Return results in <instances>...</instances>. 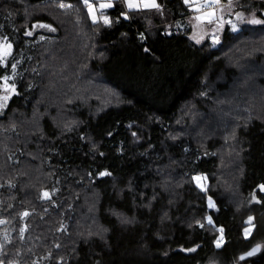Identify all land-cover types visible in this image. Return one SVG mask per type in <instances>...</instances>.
Wrapping results in <instances>:
<instances>
[{"label":"trees","instance_id":"obj_1","mask_svg":"<svg viewBox=\"0 0 264 264\" xmlns=\"http://www.w3.org/2000/svg\"><path fill=\"white\" fill-rule=\"evenodd\" d=\"M159 5L105 24L83 0H0V77L29 56L0 115L5 264H264V24L198 45L191 9Z\"/></svg>","mask_w":264,"mask_h":264},{"label":"snow or ice","instance_id":"obj_2","mask_svg":"<svg viewBox=\"0 0 264 264\" xmlns=\"http://www.w3.org/2000/svg\"><path fill=\"white\" fill-rule=\"evenodd\" d=\"M84 4L88 7L89 14L91 15V18L93 22H96L97 16H96V10L93 7L91 3H89V0H83ZM184 3L186 5H189L191 10L195 13V15L192 17V21L195 22L194 27L200 28L201 32L200 34L193 35L192 39L196 40V43H200L203 39L205 28H210L212 31V43L219 44V33L224 30L225 25H230L231 30L233 32L239 31L237 23H234L231 19H225L226 15L230 14L232 6H233V0H184ZM124 4L126 7L132 11V10H140V9H160V5L157 3V0H124ZM60 8H71L72 5H66L64 3L59 4ZM113 5L110 2L107 3H100L99 8L101 10L106 8H111ZM236 20L239 23H249V24H264V20L256 19L255 13H252V18L245 20L243 13H235ZM101 16L103 18V22L105 24H110L111 21L107 16L103 15V12H101ZM128 16L125 14V19H127ZM40 27H44L49 29L50 31H56L54 27L47 24H42ZM27 35H31V32H27ZM12 44L6 42L5 39H0V66H3L5 68L8 67L7 63H5V58L11 55L12 52ZM147 51V49H145ZM13 73H15L16 65H11ZM0 80L3 81V84L0 85V89L3 90V95H0V110L6 107V101H8L11 98L12 94H18L16 93V85L15 84H9V76L5 75L3 77H0ZM135 135V133L133 134ZM101 175H111V173H101ZM195 179L199 182L201 179L199 176L195 177ZM261 191H264V185L260 186ZM45 197H47L49 194L45 192L43 194ZM259 202V201H258ZM211 204V201H210ZM25 216L28 215V213H24ZM252 217H249V222L252 221ZM209 224L212 223L211 218L208 220ZM0 223H4V221H0ZM122 223H131L130 220L127 218L122 219ZM202 226V225H201ZM106 231V230H105ZM221 233H223V228L219 229ZM250 229L245 230V235L247 236ZM89 235H100L99 232L97 233H89ZM102 238V237H101ZM5 240H7V236L4 237ZM223 240V236L216 241V247L219 248L221 246V241ZM262 248V245L257 244L254 246L251 251L247 252V256H254L258 251H260ZM3 250V245L0 244V251ZM195 248L188 249V251H195ZM244 256H241L240 259H244ZM0 264H5V261L3 259H0ZM9 264H16L15 261H10Z\"/></svg>","mask_w":264,"mask_h":264},{"label":"rangeland","instance_id":"obj_3","mask_svg":"<svg viewBox=\"0 0 264 264\" xmlns=\"http://www.w3.org/2000/svg\"><path fill=\"white\" fill-rule=\"evenodd\" d=\"M116 1L118 2V1H120V0H89V3H91V4L93 5V7L95 8V10H96V16H97V20H96V22L103 21V18H102V16H101V12H103V15H104V16H107V17L109 18L108 14H107V11H109V9L113 8V7H111V8H106V9L101 10V9L99 8V4H100V3H107V2H110V3L114 6ZM233 1H234V0H233ZM120 3H121V1H120ZM157 3L159 4V0H157ZM182 3L184 4V6L188 7L189 9H191L189 5H186V4L184 3V0H182ZM237 3H239V2H237ZM121 4H122V5L124 6V8L126 9V12H127V13H130V12H131V11L126 7V5L124 4V1H123ZM87 10H88V7H87ZM140 10H152V9H140ZM132 11H138V10H132ZM191 11H192V10H191ZM192 12H193V11H192ZM193 13H194V12H193ZM235 13H243L245 20L251 19V17L247 16L244 12L239 11L238 8H237L236 6H234V5L232 6V9H231L230 14L226 15L225 19H231L234 23H237L239 30L241 29V27H243V26H247V25L249 24V23H239V22L236 20V15H235ZM88 14H89V11H88ZM194 15H195V14H194ZM194 15H193V16H194ZM89 16H90V18H91V15H90V14H89ZM91 20H92V18H91ZM109 20H110V18H109ZM92 21H93V20H92ZM96 22H95V23H96ZM185 22H186V21H185ZM186 24H188L189 26H191V28H192V30H193V33H192V35L190 36L191 39H192L194 33H195V34H198V35L200 34L201 29H200V28H197V27H194L195 22L192 21V18H190L189 20H187V23H186ZM170 25H171V24H169L168 26H170ZM255 25H257V24H255ZM168 26H167V27H168ZM227 29H230V30H231V27H230V25H227V24H226L225 27H224V30H223L222 32L219 33V39H220V42H221V38H222V36H223L225 30H227ZM231 31H232V30H231ZM178 32H179V31H178ZM204 32H205L206 34H204L203 39L201 40L200 43H196V40H194V39H192V40H193L196 44H198V45L203 44V43L206 42L207 40L210 41V42H212V31H211V29H210V28H205V29H204ZM232 32H233V31H232ZM237 32H238V31H237ZM6 42L12 44L8 39H6ZM219 44H220V43H219ZM219 44H215V45L213 44V45H214V46H219ZM12 46H13V45H12ZM13 52H14V47H12L11 55L5 58V63H7V65H8L9 60L12 58ZM27 56H28V55L22 54L21 56L15 58V60L13 61V64L16 65V70H15V73H13V71H11V73L9 74V84H15V83H16V80H17V79L19 78V76H20L22 66L24 65V63L26 62V60L29 58V56H28V57H27ZM3 94H6V93L3 92L2 95H3ZM13 95H14V94L11 95V98L13 97ZM11 98H10V99H11ZM10 99H9L8 101H6V107H7L8 103H9ZM6 107L3 108L2 110H0V115L3 114V112H4L5 109H6ZM199 177H200L201 179L199 180V182L196 180V183H197V185H198L201 189L204 190V189L206 188V180H205V178H203L202 176H199ZM210 201H211V204H210ZM208 205H209L210 209H215V208H216V205H215V203H214V201H213L212 199H209V200H208ZM250 227H252V225H249L248 229H250ZM251 229H252V228H251ZM250 232H251V230L249 231V233H250Z\"/></svg>","mask_w":264,"mask_h":264},{"label":"crops","instance_id":"obj_4","mask_svg":"<svg viewBox=\"0 0 264 264\" xmlns=\"http://www.w3.org/2000/svg\"><path fill=\"white\" fill-rule=\"evenodd\" d=\"M235 1H237V0H235ZM236 4H237V3H233L234 6H235ZM194 14H195V13H194ZM192 17H193V16H192ZM192 17H190V18H192ZM190 18H188L187 20H189ZM187 20H185L186 22H185V21H184V22L187 23ZM181 24L183 25V23H181ZM190 27H191V26H190ZM192 33H193V30H192ZM251 223H252V221L249 222L250 225H251ZM251 228H252V229H251ZM250 230H251V232L248 233L247 236L245 235V236L248 237V238L251 236V234H252V232H253V230H254V226H253V225H252V227H250Z\"/></svg>","mask_w":264,"mask_h":264},{"label":"water","instance_id":"obj_5","mask_svg":"<svg viewBox=\"0 0 264 264\" xmlns=\"http://www.w3.org/2000/svg\"><path fill=\"white\" fill-rule=\"evenodd\" d=\"M260 251H258L254 256H247V255H244V259L242 260V261H245V260H247V259H250V258H253V257H255L258 253H259Z\"/></svg>","mask_w":264,"mask_h":264},{"label":"built area","instance_id":"obj_6","mask_svg":"<svg viewBox=\"0 0 264 264\" xmlns=\"http://www.w3.org/2000/svg\"><path fill=\"white\" fill-rule=\"evenodd\" d=\"M121 1V3L124 1V0H120Z\"/></svg>","mask_w":264,"mask_h":264}]
</instances>
